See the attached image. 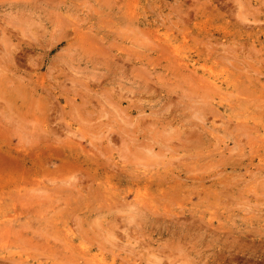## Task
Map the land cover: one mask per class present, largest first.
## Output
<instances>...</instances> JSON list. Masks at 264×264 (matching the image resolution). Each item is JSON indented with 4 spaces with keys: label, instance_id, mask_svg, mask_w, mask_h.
Returning <instances> with one entry per match:
<instances>
[{
    "label": "rangeland",
    "instance_id": "obj_1",
    "mask_svg": "<svg viewBox=\"0 0 264 264\" xmlns=\"http://www.w3.org/2000/svg\"><path fill=\"white\" fill-rule=\"evenodd\" d=\"M0 75V264H264V0H0Z\"/></svg>",
    "mask_w": 264,
    "mask_h": 264
},
{
    "label": "bare ground",
    "instance_id": "obj_2",
    "mask_svg": "<svg viewBox=\"0 0 264 264\" xmlns=\"http://www.w3.org/2000/svg\"><path fill=\"white\" fill-rule=\"evenodd\" d=\"M253 21V20H252ZM155 44V43H154ZM160 44V43H159ZM161 47H163V46H161ZM160 47V48H161ZM164 49V48H163ZM165 50V49H164ZM181 61V60H180ZM258 61V60H257ZM178 62H179V59H178ZM175 65V64H174ZM183 67V66H182ZM186 68V67H185ZM153 72H154V70H153ZM193 72V71H192ZM186 74V73H185ZM196 74H198V73H196ZM1 76V75H0ZM3 77V76H2ZM4 78V77H3ZM201 78V77H200ZM202 78H204V77H202ZM158 79V78H157ZM166 82V81H165ZM148 84V83H147ZM166 84H168V83H166ZM4 86V85H3ZM180 86V85H179ZM209 86V85H208ZM214 87V86H213ZM211 88V87H210ZM216 89V88H215ZM1 90V89H0ZM232 95V94H231ZM197 96V95H196ZM207 96V95H206ZM2 99V98H1ZM242 99V98H241ZM7 100H8V98H7ZM245 100V99H244ZM3 101V100H2ZM12 101V100H11ZM9 102V101H8ZM260 102V101H259ZM2 103V102H1ZM241 104V103H240ZM16 106V105H15ZM10 108V107H9ZM12 109V108H11ZM8 111V110H7ZM13 111V110H12ZM20 113V112H19ZM22 114V113H21ZM251 114V113H250ZM17 118V117H16ZM24 118V117H23ZM29 120V119H28ZM26 122V121H25ZM143 122V121H142ZM141 122V123H142ZM149 122V121H148ZM37 124V123H36ZM140 124V123H139ZM177 124V123H176ZM193 124H195L194 122H193ZM250 124V123H249ZM149 125V124H148ZM188 126H190V125H188ZM219 126V125H218ZM255 126V125H254ZM28 128H30L29 126H27ZM182 127V126H181ZM192 127V126H191ZM23 128V127H22ZM21 128V129H22ZM184 128V127H183ZM24 129V128H23ZM138 129V128H137ZM178 130V129H177ZM138 131V130H137ZM191 131V130H190ZM9 133V132H8ZM109 133V132H108ZM239 133V132H238ZM190 134V133H189ZM30 135V134H29ZM110 135V134H109ZM242 136H244V135H242ZM246 136V135H245ZM190 137V136H189ZM21 138V137H20ZM185 138V137H184ZM35 143V142H34ZM37 144V143H36ZM25 145V144H24ZM151 145V144H150ZM250 147V146H249ZM151 148V147H150ZM202 154V153H201ZM58 155V154H57ZM59 156V155H58ZM181 158V157H180ZM169 164V163H168ZM198 168V167H197ZM206 169V168H205ZM126 170V169H125ZM117 171V170H116ZM163 172V171H162ZM117 173V172H116ZM120 173V172H119ZM83 174V173H82ZM118 175V174H117ZM170 175V174H169ZM70 176V175H69ZM116 176V175H115ZM118 176H120V175H118ZM167 176V175H166ZM82 177V176H81ZM81 177H79V178H81ZM174 177V176H173ZM78 178V177H77ZM88 179V178H87ZM91 179V178H90ZM80 180V179H79ZM84 180V179H83ZM164 180V179H163ZM63 181V180H62ZM67 181V180H66ZM73 181V180H72ZM75 182V181H74ZM87 182V181H86ZM69 183H71V181L69 182ZM67 184V183H66ZM68 185V184H67ZM72 186V185H71ZM70 186V187H71ZM118 186V185H117ZM85 187H86V185H85ZM91 189V188H90ZM75 190V189H74ZM76 193V192H75ZM100 193V192H99ZM70 194V193H69ZM97 194V193H96ZM99 195V194H98ZM101 195V194H100ZM109 200V199H108ZM109 202H111V201H108V203ZM119 202V201H118ZM137 202V201H136ZM145 204V203H144ZM150 204V203H149ZM147 205H148V203H147ZM133 206V205H132ZM135 206V205H134ZM108 207V206H107ZM137 207V206H136ZM146 207V206H145ZM140 208V207H139ZM109 210V209H108ZM98 212V211H97ZM96 216V215H95ZM71 218V217H70ZM78 227V226H77ZM76 228V227H75ZM99 247V246H98ZM116 255V254H115ZM117 256V255H116ZM180 259V258H179Z\"/></svg>",
    "mask_w": 264,
    "mask_h": 264
}]
</instances>
